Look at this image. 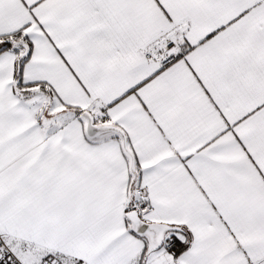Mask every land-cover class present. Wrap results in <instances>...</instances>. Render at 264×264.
Listing matches in <instances>:
<instances>
[{
	"label": "snow or ice",
	"instance_id": "6c2138e0",
	"mask_svg": "<svg viewBox=\"0 0 264 264\" xmlns=\"http://www.w3.org/2000/svg\"><path fill=\"white\" fill-rule=\"evenodd\" d=\"M0 264H264V0H0Z\"/></svg>",
	"mask_w": 264,
	"mask_h": 264
}]
</instances>
